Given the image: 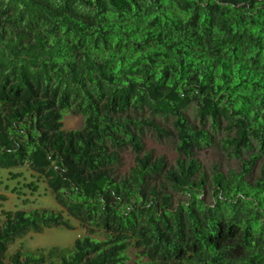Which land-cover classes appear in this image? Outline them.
Masks as SVG:
<instances>
[{
  "label": "trees",
  "instance_id": "obj_1",
  "mask_svg": "<svg viewBox=\"0 0 264 264\" xmlns=\"http://www.w3.org/2000/svg\"><path fill=\"white\" fill-rule=\"evenodd\" d=\"M209 147L238 170L206 175ZM2 170L56 207L0 211V264H264V0H0ZM51 228L83 234L25 248Z\"/></svg>",
  "mask_w": 264,
  "mask_h": 264
},
{
  "label": "rangeland",
  "instance_id": "obj_2",
  "mask_svg": "<svg viewBox=\"0 0 264 264\" xmlns=\"http://www.w3.org/2000/svg\"><path fill=\"white\" fill-rule=\"evenodd\" d=\"M195 113L190 109L186 116L193 123ZM160 122V125L164 128H168V123ZM83 124V118L80 116L66 115L62 120V127L64 131H76L81 129ZM195 123H193L194 125ZM197 125V124H195ZM141 144L143 146L144 153H149L152 155L154 160L162 159L165 163V170L170 169L175 165L178 155L174 150V141L172 138L159 140L155 137L153 132L145 131L141 136ZM195 158L201 165V169L206 175H210L211 171L217 167V169L226 173L229 170H238V161L228 158L219 147H209L200 150L195 153ZM134 154L130 149H126L119 154L118 163L116 165L115 171L117 174L124 176L127 175L129 170L134 164ZM257 172V171H256ZM27 175V174H26ZM256 175V173H255ZM254 175V176H255ZM8 173L6 170L0 172L1 185H0V195L4 196L6 200L0 204L1 210H24L27 212L38 210V209H50L55 208L56 204L50 193L44 191L42 188L36 193H29L25 189H16L11 192L13 187H17L19 181L14 179H7ZM28 179V178H27ZM26 180V179H24ZM18 192V193H17ZM177 200V197H174ZM3 223L0 212V225ZM83 232L78 228L74 232L65 231L59 228H51L45 230L42 234L33 235L28 234L23 239L22 242L25 243V248L27 250H33L38 247L49 248L55 246H71L73 241L78 237L82 236ZM20 241H16L13 245L9 247V252L13 253L17 249ZM129 260L126 264H133L134 260V250L129 249L128 251Z\"/></svg>",
  "mask_w": 264,
  "mask_h": 264
}]
</instances>
